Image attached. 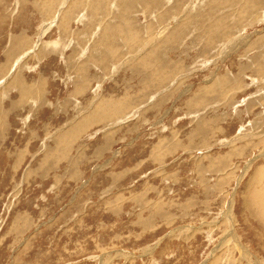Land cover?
<instances>
[{"label":"rangeland","instance_id":"1","mask_svg":"<svg viewBox=\"0 0 264 264\" xmlns=\"http://www.w3.org/2000/svg\"><path fill=\"white\" fill-rule=\"evenodd\" d=\"M0 264H264V0H0Z\"/></svg>","mask_w":264,"mask_h":264},{"label":"bare ground","instance_id":"2","mask_svg":"<svg viewBox=\"0 0 264 264\" xmlns=\"http://www.w3.org/2000/svg\"><path fill=\"white\" fill-rule=\"evenodd\" d=\"M50 25V24H49ZM54 25V24H53ZM58 42V41H57ZM16 44V43H15Z\"/></svg>","mask_w":264,"mask_h":264}]
</instances>
